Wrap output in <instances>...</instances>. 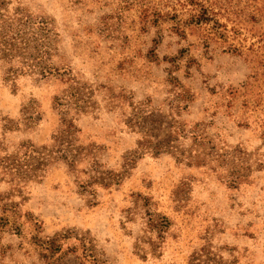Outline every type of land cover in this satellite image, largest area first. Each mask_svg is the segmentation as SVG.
I'll return each mask as SVG.
<instances>
[{"label": "rangeland", "instance_id": "rangeland-1", "mask_svg": "<svg viewBox=\"0 0 264 264\" xmlns=\"http://www.w3.org/2000/svg\"><path fill=\"white\" fill-rule=\"evenodd\" d=\"M0 15L53 37L47 77L0 63V264H264V0Z\"/></svg>", "mask_w": 264, "mask_h": 264}, {"label": "trees", "instance_id": "trees-1", "mask_svg": "<svg viewBox=\"0 0 264 264\" xmlns=\"http://www.w3.org/2000/svg\"><path fill=\"white\" fill-rule=\"evenodd\" d=\"M4 23L0 15V31ZM10 28V26H9ZM10 33H0V63L9 64L8 75L16 79L20 75L47 77L53 71L47 63L52 52V31L43 20H21Z\"/></svg>", "mask_w": 264, "mask_h": 264}]
</instances>
